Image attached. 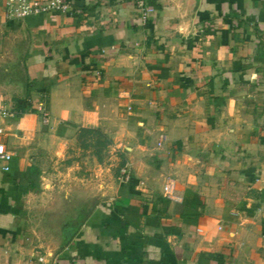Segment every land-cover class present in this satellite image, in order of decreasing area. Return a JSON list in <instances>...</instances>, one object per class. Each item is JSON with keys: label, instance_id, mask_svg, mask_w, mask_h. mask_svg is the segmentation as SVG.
Here are the masks:
<instances>
[{"label": "crops", "instance_id": "1", "mask_svg": "<svg viewBox=\"0 0 264 264\" xmlns=\"http://www.w3.org/2000/svg\"><path fill=\"white\" fill-rule=\"evenodd\" d=\"M139 1L0 0V264H264V0Z\"/></svg>", "mask_w": 264, "mask_h": 264}, {"label": "built area", "instance_id": "2", "mask_svg": "<svg viewBox=\"0 0 264 264\" xmlns=\"http://www.w3.org/2000/svg\"><path fill=\"white\" fill-rule=\"evenodd\" d=\"M138 8L141 12V20L143 22L146 21L149 13L150 8L145 5V3L140 0L138 2ZM6 7H7V16L9 18H24L26 16L32 14H39V13H50V12H65L71 10V2L70 0H6ZM39 110L42 112L44 121H49V112L46 110L44 106H40ZM7 111H3V114H7ZM5 133V130L2 126H0V136ZM13 157V153L7 148V145L4 141L0 140V161L5 162L6 165L4 166L5 170H9L8 163L11 161ZM125 177L128 179L130 178V170L126 166L122 170ZM165 192L170 191V185L165 186ZM45 264H59L56 260L50 261Z\"/></svg>", "mask_w": 264, "mask_h": 264}, {"label": "rangeland", "instance_id": "3", "mask_svg": "<svg viewBox=\"0 0 264 264\" xmlns=\"http://www.w3.org/2000/svg\"><path fill=\"white\" fill-rule=\"evenodd\" d=\"M83 147L92 152L99 162L108 160L111 139L102 132H84L82 135ZM121 171V170H120Z\"/></svg>", "mask_w": 264, "mask_h": 264}, {"label": "trees", "instance_id": "4", "mask_svg": "<svg viewBox=\"0 0 264 264\" xmlns=\"http://www.w3.org/2000/svg\"><path fill=\"white\" fill-rule=\"evenodd\" d=\"M84 132H100L99 130L97 129H82L81 131V135L84 133Z\"/></svg>", "mask_w": 264, "mask_h": 264}]
</instances>
